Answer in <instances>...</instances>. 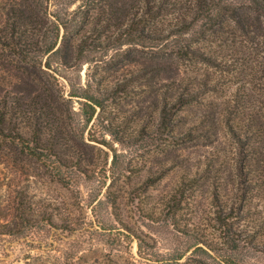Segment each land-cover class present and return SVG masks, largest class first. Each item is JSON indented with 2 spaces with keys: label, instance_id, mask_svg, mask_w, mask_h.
Masks as SVG:
<instances>
[{
  "label": "rangeland",
  "instance_id": "rangeland-1",
  "mask_svg": "<svg viewBox=\"0 0 264 264\" xmlns=\"http://www.w3.org/2000/svg\"><path fill=\"white\" fill-rule=\"evenodd\" d=\"M36 1L46 26L20 34L23 66L47 61L38 49L56 42L57 15L71 34L88 32L81 67L62 71L51 94L90 172L0 163V264H264V19L250 13V33L220 30V14L183 0L191 28L158 43L124 36L139 0ZM178 18L168 10L152 29L167 33ZM182 45L213 61L176 58ZM8 51L0 45V87L13 81ZM64 78L76 90L115 88L85 132L68 113L84 101L69 100ZM181 91L192 98L164 123Z\"/></svg>",
  "mask_w": 264,
  "mask_h": 264
},
{
  "label": "trees",
  "instance_id": "trees-1",
  "mask_svg": "<svg viewBox=\"0 0 264 264\" xmlns=\"http://www.w3.org/2000/svg\"><path fill=\"white\" fill-rule=\"evenodd\" d=\"M83 1L85 2V0ZM96 1L99 5L100 1L104 0ZM193 1L199 6L202 13L214 10L220 14L215 20V25L219 26L220 30L228 29L231 27L230 23H235L244 32L250 33L252 18L250 13L264 19V0H244L246 3L244 2L245 4L242 6L236 5L230 0ZM11 2L13 3L11 4ZM11 2L9 8L0 9V45L9 50L12 68L7 71L11 73L13 80L5 85L7 89L5 86L0 87V163H7L22 171L24 165L36 160L50 166L53 170L55 169L59 175H62L66 170H74L80 175H87L90 171L88 164L85 163V156L78 147L72 145L77 134L73 138L72 124L69 123L68 117L63 111L65 102H54L51 91L52 87L59 88L58 80L62 77V71L81 67L90 46L89 38L86 36L88 32L77 31L76 34H71V23L57 15L56 42L45 49H38L42 57H47V61L45 63L44 60L41 61L39 66H23L22 59L27 58L29 52L25 50L27 47L22 49V45L19 46L20 34H26L32 30L41 32L45 29L46 24L41 21V15L33 11L30 0H11ZM35 2L36 4H34L37 6L38 2L36 0ZM138 3L141 15L138 19L131 20L127 28L128 30L132 29V32L124 31L126 32L125 37L136 36V39L141 41L151 40L161 43L175 38L191 28V24L188 22L190 15L185 13L182 8L183 0H139ZM86 6L88 5L86 4ZM168 10L179 12V22L173 27V30L164 33L152 29V21ZM138 14L140 13L138 12ZM3 17L6 18L4 22L1 19ZM218 22L220 23L218 24ZM21 42L23 44V41ZM33 45L36 44H32L31 41L30 46ZM100 45L99 43L95 44V47ZM173 54L178 59L194 55L199 60L213 61L212 57L185 45L178 46ZM54 57H57V71L51 64ZM31 77L33 78L31 79ZM64 79L71 89L68 95L69 100L81 99L84 101L80 104L79 113H76L73 107H69L68 113L84 117L85 132L97 112L105 110L104 98L114 96L115 88H109V86L103 90L97 88L96 93L83 88L76 90L70 80ZM34 80L37 85L34 84ZM27 87L34 88L36 91L26 94ZM38 89L40 93L37 95ZM59 89L62 92V89ZM6 90L8 91L6 92ZM3 91L6 93L2 96ZM63 98L64 94L61 93L60 99ZM191 98L192 96L181 91L179 94L175 93L172 98L170 97L171 102L175 101L173 104L166 100L163 108L164 123L170 124L169 117L173 111L172 108H175L176 105L180 108L183 107ZM103 143L106 144V142Z\"/></svg>",
  "mask_w": 264,
  "mask_h": 264
}]
</instances>
